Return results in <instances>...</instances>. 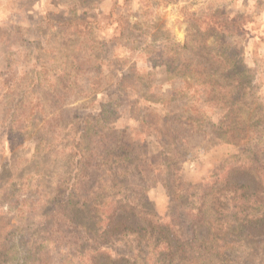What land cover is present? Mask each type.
I'll list each match as a JSON object with an SVG mask.
<instances>
[{
    "label": "rangeland",
    "instance_id": "1",
    "mask_svg": "<svg viewBox=\"0 0 264 264\" xmlns=\"http://www.w3.org/2000/svg\"><path fill=\"white\" fill-rule=\"evenodd\" d=\"M223 50L251 70L248 94L264 100V0H0V264H25L27 255L37 264H92L91 252L77 263L78 252L70 253L67 237H59L58 247L49 242L50 219L43 220L42 211L55 194V182L71 168L68 152L81 141V117L97 115L102 104L114 100L118 114L112 113V126L138 130L145 111L162 113V107L137 96L156 99L169 81L177 85L189 79L177 64L230 63L216 56ZM221 113L219 105L207 112L212 121ZM145 141L150 153L158 151L154 137ZM188 141L181 164L184 181L201 183L236 155L247 156L248 164L236 179L262 188L261 172H251L253 165L247 163L254 140L207 150L196 135ZM147 195L163 217L168 197L162 185H153ZM258 203V212L263 211L264 202ZM106 212L107 205L99 216L104 219ZM206 227L196 225L199 234H206ZM68 228L61 224L63 232ZM258 230L264 232V222ZM109 234L96 238L112 241ZM244 241L246 247L215 264L264 263V240ZM113 249L99 260L122 252L121 245Z\"/></svg>",
    "mask_w": 264,
    "mask_h": 264
},
{
    "label": "trees",
    "instance_id": "2",
    "mask_svg": "<svg viewBox=\"0 0 264 264\" xmlns=\"http://www.w3.org/2000/svg\"><path fill=\"white\" fill-rule=\"evenodd\" d=\"M216 56L230 63L209 68L177 64L178 72L189 79L183 77L184 82L177 85L169 81V87L156 99L154 94L148 99L137 96L162 107V113L145 111L138 119V130L112 126L110 118L118 114L114 100L102 104L97 115L81 117V141L70 145L68 152L71 168L66 178L55 182V194L46 199L42 210L43 220L50 219L46 231L52 236L50 243L58 247L59 237H67L69 252H78L77 263L89 259L91 252V256L95 254L92 264H215L226 262L246 247L244 239L264 240V232L258 230L264 222V209L258 212L262 206L258 201L264 202V100L248 94L251 70L234 60L232 52L223 50ZM149 90L144 89V95ZM215 105L222 113L212 121L207 112ZM137 132L143 136L139 138ZM189 135L205 140L209 145L205 150L220 143L254 140L255 149L247 163L253 165L251 172H261L262 188L236 179L248 169L247 156L242 160L236 155L226 158L201 183L184 181L181 164L191 147ZM148 136L158 144L154 154L147 149ZM149 179L153 182L148 183ZM157 183L168 197L163 217L147 195ZM106 205L103 219L99 211ZM117 210L126 211L128 217L119 216ZM130 217L141 222L128 223ZM62 223L69 224L68 232H63ZM201 223L207 225L206 234L196 229ZM97 233H111L113 239L100 242ZM115 245H121L122 252L101 262L99 257ZM26 260L25 264H37L33 255H27Z\"/></svg>",
    "mask_w": 264,
    "mask_h": 264
}]
</instances>
